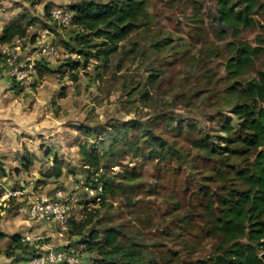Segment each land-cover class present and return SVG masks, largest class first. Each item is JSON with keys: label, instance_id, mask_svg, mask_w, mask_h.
Returning <instances> with one entry per match:
<instances>
[{"label": "rangeland", "instance_id": "1", "mask_svg": "<svg viewBox=\"0 0 264 264\" xmlns=\"http://www.w3.org/2000/svg\"><path fill=\"white\" fill-rule=\"evenodd\" d=\"M78 1L0 0V31L12 18L28 25V36L19 48L0 44L3 195L36 187L49 196L60 188L80 197L90 175L97 180L103 172L113 186L112 193L86 203L67 201L70 222L92 217L87 230L97 229L100 235L106 227L120 228L121 240L139 244L158 264H199L219 240L211 229L205 192L211 193L216 205L224 185L239 187L229 167L247 166L253 154L203 158L193 139L204 136L221 144L218 121H236L225 105L224 92L255 77L256 70L264 66V54L245 74L233 78L224 68L231 55L227 42L254 46L260 28H244L237 38L230 32L223 34V26L214 19V0H145L148 21L121 41L107 62L95 58L85 62L70 52L73 44L77 46L70 40L73 26L56 25L47 15L54 6L71 11L70 4ZM255 18L264 24V11ZM45 28L53 32L45 42L54 45V60L35 57L39 48L30 41L31 35ZM30 59L46 62L53 71L39 76L35 68L24 70L28 85L23 87L13 70ZM76 60L79 67L71 69ZM143 127L171 140L179 148L178 158L158 159L148 153ZM82 149L100 155L103 167L99 174L83 169ZM26 156L31 161L27 170L21 163ZM217 167L224 180L216 176ZM131 171L137 174L129 185L125 174ZM3 195L1 231L26 232L33 249L62 246L78 259L73 264H90L92 253L78 236L66 232L58 237L52 224L28 217L23 196L6 199ZM5 240L0 245L5 246ZM25 261L0 256V264Z\"/></svg>", "mask_w": 264, "mask_h": 264}, {"label": "trees", "instance_id": "2", "mask_svg": "<svg viewBox=\"0 0 264 264\" xmlns=\"http://www.w3.org/2000/svg\"><path fill=\"white\" fill-rule=\"evenodd\" d=\"M214 6V19L223 26L220 29L223 34L230 32L237 38L241 30L247 27H259L261 31L255 38L257 44L254 46L244 41L227 42L231 55L224 68L230 77L235 78L245 74L247 67L264 54V24L255 18L264 11V0H214ZM70 9L74 28L70 40L76 42L77 46L73 44L69 49L82 56L85 62L91 58L107 62L109 55L118 49V44L150 18L145 0H109L105 3L80 0L70 4ZM27 36L28 25L12 18L1 28L0 44L9 45L14 39ZM34 38L35 35H31L30 41L33 42ZM73 62H68L70 68L77 69L79 61ZM33 67L39 76L53 71L42 60L35 62ZM72 78L76 79V76L72 75ZM223 100L236 121L227 118L218 121L220 134L217 137L221 144L215 143L213 138L200 136L193 139L194 146L203 158H217L224 153L227 158L253 154V159L247 166L235 169L229 167L240 181V186L224 185L223 193L217 196L216 205L211 200V193L205 192V207L212 219L211 229L219 240L206 259L199 260V264H264V66L256 70L255 77L237 86L227 87ZM143 130L146 131L143 142L148 153L156 155L158 159L178 158L179 148L171 140L144 127ZM90 131L94 132L93 129ZM81 154L83 169L92 170L94 175L99 174L103 167L100 155L86 149H82ZM27 159L26 156L21 162L26 170L31 164ZM57 164L56 174L59 175L60 163ZM136 174L134 171L125 174L129 185H132V177ZM215 174L224 180L220 167L215 168ZM89 182H92L93 187H102L101 197L112 193L113 186L107 182V175L103 172L97 180H92L90 175L86 183ZM2 191L0 188V196ZM4 210L0 206V219ZM93 221L92 217L78 222L69 221L67 231L70 235L78 236V241L92 253L90 264H158L157 259L139 244L138 248L135 243L121 240L120 228L106 227L101 235L97 229L87 230V225ZM5 236L0 231V240ZM10 239L8 246L0 248V255L14 256L24 261L35 250L23 242L17 233L12 234Z\"/></svg>", "mask_w": 264, "mask_h": 264}, {"label": "built area", "instance_id": "3", "mask_svg": "<svg viewBox=\"0 0 264 264\" xmlns=\"http://www.w3.org/2000/svg\"><path fill=\"white\" fill-rule=\"evenodd\" d=\"M50 20L59 26H72V12L61 6H54L49 11ZM53 36L52 30L45 28L43 32L37 34L33 43L39 48L35 52V57L46 56L49 60H54L57 52L53 44H50L49 37ZM24 39V38H23ZM22 38L14 39L9 45H16L19 48ZM18 43V44H16ZM5 51V49L3 50ZM79 56V55H78ZM35 60H31L28 63L19 64L13 70V77L20 83L21 86L27 87V82L24 80L25 71L34 69L33 64ZM84 194L80 197L76 193H65L60 188L54 191L53 196H49L45 193L36 190V187H31L29 190H12L3 195V198L9 197H21L25 202L28 217L34 220L43 221L52 224L56 228V235L63 237L68 231L69 226V204L82 200L86 203L90 198L99 200L101 198L100 193L102 187L98 185L93 187L87 183L83 186ZM67 195H70L67 199ZM23 242H28L30 237L28 235L21 237ZM77 258L68 253L62 246L56 249L50 248H36L33 253L28 257L25 264H64V263H76Z\"/></svg>", "mask_w": 264, "mask_h": 264}, {"label": "crops", "instance_id": "4", "mask_svg": "<svg viewBox=\"0 0 264 264\" xmlns=\"http://www.w3.org/2000/svg\"><path fill=\"white\" fill-rule=\"evenodd\" d=\"M5 24H6V23H5ZM3 25H4V24H3ZM3 25H2V26H3ZM2 26H1V28H2ZM0 32H1V31H0ZM47 152H48V151L45 150V153H47ZM57 165H58V164H57ZM57 165H55V166H57ZM29 167H30V166H29ZM55 169H56V168H55ZM2 195H3V191H2ZM2 195L0 196V198H2ZM1 219H2V218H1ZM1 219H0V220H1ZM0 231H1V230H0ZM1 232H4V231H1ZM4 233H5V232H4ZM15 233H17V232H14L13 234H15ZM5 234H6V236H5L3 239H1L0 241H3L4 239H6V240H5V243H7V244H6L5 246L0 245V248H2V249L5 248L6 246H8V245L10 244V242H11L10 236H11L12 234H7V233H5ZM17 234H19L21 237L27 235L26 232L23 233V234H22V233H21V234H20V233H17ZM58 242L60 243V245H62L60 240H58ZM25 243H26V242H25ZM43 246H45V245H43ZM43 246H42V247H43ZM30 255H31V254H30ZM30 255H27L26 257H29ZM0 256H1V255H0ZM3 256H4V255H3ZM13 257H14V256H13ZM10 258H11V257H10ZM27 259H28V258H27ZM27 259H25V260H27ZM25 260H24V261H25ZM18 261L23 262V261L20 260V259H18ZM21 262H20V263H21ZM25 262H26V261H25Z\"/></svg>", "mask_w": 264, "mask_h": 264}, {"label": "water", "instance_id": "5", "mask_svg": "<svg viewBox=\"0 0 264 264\" xmlns=\"http://www.w3.org/2000/svg\"><path fill=\"white\" fill-rule=\"evenodd\" d=\"M262 257H264V255L262 254Z\"/></svg>", "mask_w": 264, "mask_h": 264}]
</instances>
